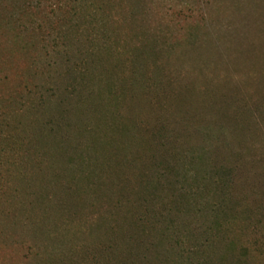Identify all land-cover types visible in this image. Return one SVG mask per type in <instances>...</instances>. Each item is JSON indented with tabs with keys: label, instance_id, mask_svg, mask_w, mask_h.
<instances>
[{
	"label": "rangeland",
	"instance_id": "374dc122",
	"mask_svg": "<svg viewBox=\"0 0 264 264\" xmlns=\"http://www.w3.org/2000/svg\"><path fill=\"white\" fill-rule=\"evenodd\" d=\"M0 264H264V0H0Z\"/></svg>",
	"mask_w": 264,
	"mask_h": 264
},
{
	"label": "trees",
	"instance_id": "16d2710c",
	"mask_svg": "<svg viewBox=\"0 0 264 264\" xmlns=\"http://www.w3.org/2000/svg\"><path fill=\"white\" fill-rule=\"evenodd\" d=\"M103 4H105L106 7H110L111 6V4L106 3V2H103ZM193 153H194V151H193ZM190 154H191V155H189L190 161L192 160L194 162V159H196V156H194L192 154V151H190ZM226 178H227V174H226L225 170L222 167H214V166H212V168L210 167L208 170H201V169L197 170L196 169L194 171L193 183L192 184L194 185L193 187H194L195 191L196 190H200L202 188V186H204L206 192L208 191L206 196H208L210 198H213V199H220L222 196L226 195V190L225 191L223 190L225 188V185H226L225 184L226 183ZM191 186H190V190H192V188H193ZM221 203L222 202H214V203H212V202H208L207 201V205L204 207L205 202L201 201V200L199 202V204L201 206L203 205L204 209H209V212H211V214L213 216V220H211L209 222V228L211 230L217 231L220 228V224L221 223L218 220V213H216V212L220 211L219 209L221 207H219V206H220ZM233 212H237V209L234 208ZM221 213H223V215H228L229 214L228 212H225V211H222ZM150 218L151 219L148 222L147 219H145L143 217V215H142V217L137 219L136 222H133V224L140 229L138 233L143 232L145 228H149L148 226H146L147 223H149L150 228H154V227L159 226L158 223L156 222V220H157L156 215H151ZM164 230H165V228H164ZM131 242L134 245L137 244V246H139V245L146 246L143 249L144 252L150 251L148 249L149 248L148 245H150V246L153 245L152 242H150L148 244L147 240L141 241V239L140 238L137 239V237L133 238V240Z\"/></svg>",
	"mask_w": 264,
	"mask_h": 264
}]
</instances>
